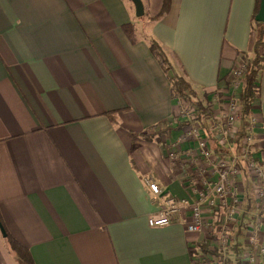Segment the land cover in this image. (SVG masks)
<instances>
[{
	"label": "crops",
	"instance_id": "crops-1",
	"mask_svg": "<svg viewBox=\"0 0 264 264\" xmlns=\"http://www.w3.org/2000/svg\"><path fill=\"white\" fill-rule=\"evenodd\" d=\"M161 1L136 17L126 0H0V219L34 264H213L192 258L203 232L185 211L146 224L166 197L189 198L164 150L190 147L147 36L209 101L251 51L256 0H170L149 19ZM258 88L248 121L264 135V60ZM0 264H16L1 235Z\"/></svg>",
	"mask_w": 264,
	"mask_h": 264
},
{
	"label": "built area",
	"instance_id": "built-area-1",
	"mask_svg": "<svg viewBox=\"0 0 264 264\" xmlns=\"http://www.w3.org/2000/svg\"><path fill=\"white\" fill-rule=\"evenodd\" d=\"M242 68L241 63L233 68L223 88L209 99L216 104V110L210 112L211 136L219 145L218 154L213 152L201 128L194 123L185 125L180 140L190 147L180 150L179 146L175 147L177 142L167 143L164 152L181 168V182L189 198L166 197L161 207L146 218L148 226H162L185 211L186 231L199 235L203 232L199 243L205 251L196 254L197 246L190 245V251L195 254L192 258L213 264H223L240 221L239 264H258L264 258V159L259 154L264 147V135H258L249 121L242 130L239 127ZM190 114L181 105L172 123L187 121ZM144 183L153 194L161 193L149 179L145 178Z\"/></svg>",
	"mask_w": 264,
	"mask_h": 264
},
{
	"label": "trees",
	"instance_id": "trees-1",
	"mask_svg": "<svg viewBox=\"0 0 264 264\" xmlns=\"http://www.w3.org/2000/svg\"><path fill=\"white\" fill-rule=\"evenodd\" d=\"M126 1L132 6L129 0ZM169 5L170 0H162L158 12L155 15L150 16L149 19L157 20L158 18H160L168 11ZM258 5L259 0H256L252 14L251 51L248 55L243 54L242 56H240L241 64L243 65L241 74L242 86L238 94V102L240 105V130H242V128L246 125L249 119L250 105L258 96V78L264 60V22H258L254 20V15L257 12ZM121 29L131 43L136 40L134 27L131 23L123 24L121 26ZM147 46L167 77V80L170 84L172 97L176 98L180 102V107L181 105H184L191 111L188 120L177 121L173 129H180L183 126L188 125L189 123L196 124L203 130L213 152H216L218 154L219 145L211 136L210 120L212 119V115L210 110L207 108V105L205 104L206 94L202 93L201 95L204 101L196 96V93L190 82L185 77V74H179L175 71L163 48L150 36H147ZM207 102L209 104V101ZM170 130V127L164 126L158 128L157 130L146 132L143 135L147 138H151L154 136L167 135ZM246 201V205L249 208V196L246 197ZM241 225L242 222L240 221L236 229L233 231L230 246L226 251L227 255L223 260V264H239L242 236ZM4 231L5 236L2 237V241L16 264H34L28 250L15 238H13L5 229ZM199 247L202 249V251H205L204 245L199 244ZM213 255H216L217 259H220L221 257L219 254H216L214 252Z\"/></svg>",
	"mask_w": 264,
	"mask_h": 264
},
{
	"label": "water",
	"instance_id": "water-1",
	"mask_svg": "<svg viewBox=\"0 0 264 264\" xmlns=\"http://www.w3.org/2000/svg\"><path fill=\"white\" fill-rule=\"evenodd\" d=\"M133 6V13L136 17H140L143 14V5L141 0H129ZM254 20L258 22H264V0H259V5ZM0 235L5 236V231L0 224Z\"/></svg>",
	"mask_w": 264,
	"mask_h": 264
},
{
	"label": "rangeland",
	"instance_id": "rangeland-1",
	"mask_svg": "<svg viewBox=\"0 0 264 264\" xmlns=\"http://www.w3.org/2000/svg\"><path fill=\"white\" fill-rule=\"evenodd\" d=\"M143 32H145V31H143ZM200 99H202L203 101H204V99L201 97ZM205 104L207 105V107H208V103H207V98H206V100H205ZM212 122V121H211ZM184 129H186V126H183V128H182V130L184 131Z\"/></svg>",
	"mask_w": 264,
	"mask_h": 264
}]
</instances>
